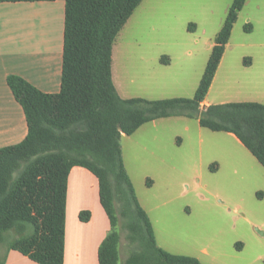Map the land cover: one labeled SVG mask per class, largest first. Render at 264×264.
Returning a JSON list of instances; mask_svg holds the SVG:
<instances>
[{
    "label": "trees",
    "instance_id": "1",
    "mask_svg": "<svg viewBox=\"0 0 264 264\" xmlns=\"http://www.w3.org/2000/svg\"><path fill=\"white\" fill-rule=\"evenodd\" d=\"M40 1L54 0L0 3ZM142 2L66 0L60 92L44 93L15 75L7 79L23 108L28 134L21 143L0 149V243L37 264H64L68 181L74 167L97 177L111 222L99 250L100 264L120 261L116 202L128 239L139 248L125 264H202L159 248L148 214L137 201L121 139L147 123L197 117L203 128L234 135L264 167V104L238 102L201 109L246 0H234L193 98L124 99L113 81V47ZM80 219L89 221L90 213L82 212ZM11 232L15 236L7 238Z\"/></svg>",
    "mask_w": 264,
    "mask_h": 264
},
{
    "label": "rangeland",
    "instance_id": "2",
    "mask_svg": "<svg viewBox=\"0 0 264 264\" xmlns=\"http://www.w3.org/2000/svg\"><path fill=\"white\" fill-rule=\"evenodd\" d=\"M233 3L145 0L113 47L112 75L119 95L193 98ZM228 44L206 103L264 104V0H246ZM121 147L145 211L168 204L191 212V230L182 231L188 232L195 257L204 264H264V167L232 134L203 128L197 117L174 116L122 137ZM116 208L119 264H124L139 248L128 239L119 202ZM7 247L0 243V260Z\"/></svg>",
    "mask_w": 264,
    "mask_h": 264
},
{
    "label": "crops",
    "instance_id": "3",
    "mask_svg": "<svg viewBox=\"0 0 264 264\" xmlns=\"http://www.w3.org/2000/svg\"><path fill=\"white\" fill-rule=\"evenodd\" d=\"M65 8L66 0L0 3V149L21 143L28 134L23 108L7 82L9 76L22 77L44 93L57 94L61 90ZM224 57L225 54L210 91L220 75ZM226 103L230 102L220 104ZM204 105L207 108L212 104L205 101ZM85 211L90 213L87 222L80 219ZM146 213L159 248L174 255L194 257L204 264L187 243L188 232L182 231L191 230L190 211L163 204ZM110 231L111 222L100 200L97 177L85 168L74 167L68 181L64 264H100L99 250ZM204 253L209 255L207 250ZM0 261L37 264L9 249Z\"/></svg>",
    "mask_w": 264,
    "mask_h": 264
}]
</instances>
